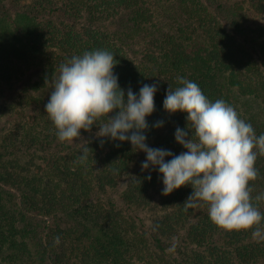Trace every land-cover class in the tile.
Wrapping results in <instances>:
<instances>
[{
    "label": "trees",
    "instance_id": "1",
    "mask_svg": "<svg viewBox=\"0 0 264 264\" xmlns=\"http://www.w3.org/2000/svg\"><path fill=\"white\" fill-rule=\"evenodd\" d=\"M151 2L0 0V264H264V240L218 227L206 203L185 208L191 185L162 195L159 172L149 181L141 170L144 152L129 142L101 146L96 125L60 142L45 111L60 64L106 50L125 94L158 82L147 119L165 125L146 133L150 147L186 151L174 137L186 113L163 109L177 77L264 133L237 106L250 97L264 105V0H162L164 12ZM255 167L253 197L264 193V155ZM253 202L264 213V200Z\"/></svg>",
    "mask_w": 264,
    "mask_h": 264
},
{
    "label": "clouds",
    "instance_id": "2",
    "mask_svg": "<svg viewBox=\"0 0 264 264\" xmlns=\"http://www.w3.org/2000/svg\"><path fill=\"white\" fill-rule=\"evenodd\" d=\"M116 61L109 51L86 50L60 64L45 105L58 140L76 143L81 130L90 133L96 125L101 146L106 139L129 142L133 151L146 154L141 170L149 173V181L151 171L159 172L162 195L191 185L186 209L206 203L209 218L218 227L229 232L251 231L253 239L264 240V213L253 202L264 200V193L253 197L249 184L259 174L255 163L264 155V133L257 135L252 124L225 100L211 101L197 83L177 77L181 86L174 89L170 85L163 109L168 114L186 113V129L177 126L174 133L186 151L177 155L150 147L146 133L165 125L164 120L150 125L147 119L155 112L158 82L145 83L138 92L129 86L125 94L114 72ZM88 150L86 145L81 161L87 160ZM54 242L58 245L60 237Z\"/></svg>",
    "mask_w": 264,
    "mask_h": 264
},
{
    "label": "rangeland",
    "instance_id": "3",
    "mask_svg": "<svg viewBox=\"0 0 264 264\" xmlns=\"http://www.w3.org/2000/svg\"><path fill=\"white\" fill-rule=\"evenodd\" d=\"M152 7H154L157 10H160L164 12V10H169L170 6L165 5L162 0H152L151 2ZM164 10H163V9ZM163 20H166V16L162 18ZM59 75V72L56 76ZM53 88V85L51 83L50 89L46 91L45 96H50L51 90ZM238 108L240 111L245 115L246 120L248 121H261L264 122V105L262 102L258 99L254 98H241L239 102L237 103ZM125 187V182L121 183L119 188L115 189V192L112 193V197L116 200L115 202L117 204L120 203V193L123 191Z\"/></svg>",
    "mask_w": 264,
    "mask_h": 264
}]
</instances>
